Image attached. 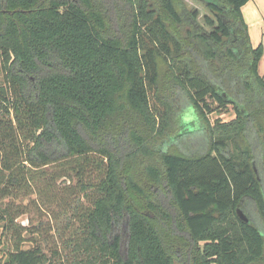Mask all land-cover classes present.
Returning a JSON list of instances; mask_svg holds the SVG:
<instances>
[{"label": "trees", "instance_id": "obj_1", "mask_svg": "<svg viewBox=\"0 0 264 264\" xmlns=\"http://www.w3.org/2000/svg\"><path fill=\"white\" fill-rule=\"evenodd\" d=\"M198 1L209 29L184 0H0V96L15 117L0 118V144L29 127L25 161L64 167L51 181L73 194V264H264L248 212L264 221V46L242 13L250 0ZM209 100L235 119L211 124ZM187 106L208 143L199 156ZM11 170L0 151V191L18 184ZM0 264L69 263L36 244Z\"/></svg>", "mask_w": 264, "mask_h": 264}, {"label": "rangeland", "instance_id": "obj_2", "mask_svg": "<svg viewBox=\"0 0 264 264\" xmlns=\"http://www.w3.org/2000/svg\"><path fill=\"white\" fill-rule=\"evenodd\" d=\"M184 1L190 8L198 9L200 13L198 20L205 28H208L203 20V17L209 14L207 8L198 0ZM259 68L264 70V55L260 60ZM6 82L0 59V87L9 88ZM10 96L11 93L6 95L9 99ZM209 101L213 103L214 108V111L208 114L211 124H214L217 119L224 123L235 119L233 106L217 108L213 100ZM7 107H10L8 101H4L0 96V118L6 121L12 119L15 125L14 113L12 110L9 113ZM179 117L183 126L193 130L184 140L187 151L192 152V156H199L208 148V143L202 141L204 135L198 132L200 121L193 110L183 111ZM32 131L29 127L19 131L14 145L11 144V139H5L4 144H0L1 155L6 163L13 167L11 171L19 176L16 186H7L0 191V263L4 262L9 252L14 251L17 246L28 249L36 244H42L47 254H50L52 250H59L62 257L67 259L69 264H73L72 247L66 246L68 236L76 223L73 218V208L68 205V202L72 205L74 203L73 194L69 189L64 188L68 183H65L63 179L51 181L53 173L60 172L64 168L61 163L38 169L25 161L26 153L32 146L30 140ZM173 150L176 151L175 147ZM9 173L10 171L4 172L5 181ZM42 174L47 175V178H42ZM80 195V203L89 204L90 200ZM4 209L13 212L14 219L17 221L16 225L5 216ZM248 210L252 219L264 226V221L258 217L257 212H254L250 205ZM67 223L70 224L69 227ZM35 224L39 226L40 232L33 230Z\"/></svg>", "mask_w": 264, "mask_h": 264}, {"label": "crops", "instance_id": "obj_3", "mask_svg": "<svg viewBox=\"0 0 264 264\" xmlns=\"http://www.w3.org/2000/svg\"><path fill=\"white\" fill-rule=\"evenodd\" d=\"M242 13L248 24L252 44L256 46L262 43L264 46V0H250L242 7ZM259 71L264 75L263 69L259 68ZM187 110L194 111V108L184 107L180 113Z\"/></svg>", "mask_w": 264, "mask_h": 264}, {"label": "flooded vegetation", "instance_id": "obj_4", "mask_svg": "<svg viewBox=\"0 0 264 264\" xmlns=\"http://www.w3.org/2000/svg\"><path fill=\"white\" fill-rule=\"evenodd\" d=\"M151 216H153L152 214H151ZM127 219H125V227H126V223H127ZM123 239H122V242H121V255L123 256V259H127L124 255L126 254V246H127V244H128V241H127V237L124 235V237H122ZM200 244H201V246L203 245V242H200ZM189 259V258H188ZM209 259H211V258H209ZM181 260H184V258L182 257L181 258ZM180 261V260H179ZM178 260H177V262H176V264H182V263H180ZM191 261H186V259H185V261H184V263L185 264H189ZM212 264H216L215 262H213Z\"/></svg>", "mask_w": 264, "mask_h": 264}, {"label": "water", "instance_id": "obj_5", "mask_svg": "<svg viewBox=\"0 0 264 264\" xmlns=\"http://www.w3.org/2000/svg\"><path fill=\"white\" fill-rule=\"evenodd\" d=\"M238 212H239V214L241 215V217H242L244 220L248 221V218L244 215V213H243L241 210H238Z\"/></svg>", "mask_w": 264, "mask_h": 264}]
</instances>
